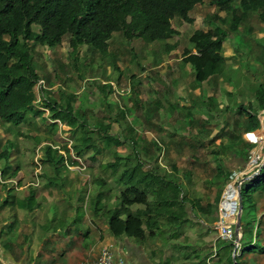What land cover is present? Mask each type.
Returning <instances> with one entry per match:
<instances>
[{"label":"crops","instance_id":"crops-1","mask_svg":"<svg viewBox=\"0 0 264 264\" xmlns=\"http://www.w3.org/2000/svg\"><path fill=\"white\" fill-rule=\"evenodd\" d=\"M169 54L157 62L151 57L147 73L143 70V76L137 77L136 117L130 122L133 139L117 150L125 156L134 146L145 168L176 179L181 185L178 216H170L168 204L149 219V235L141 239L114 236L105 213L89 209L84 181L78 183L85 179L83 174L71 170L40 174L48 166L38 157L41 167L33 183V177L21 180L22 170L10 157L8 165L18 169L6 179L11 198L0 205V215L8 210L0 219V264H88L105 242H112L114 258L121 259V264H264V179L260 175L264 166L242 182L246 186L241 190L235 249L218 237L214 225L217 198L227 174L246 159L241 153L247 143L242 134L249 124L246 112L234 106L242 95L243 103L252 98V86L251 92L237 91L238 77L230 74L228 79L211 74L196 83L191 64ZM224 106L228 109L222 110ZM258 126L251 119V129ZM122 127L126 130L121 134L128 136V126ZM68 151L71 156L64 154L66 159H73L71 147ZM46 175L54 181L46 182ZM29 189L34 190L31 209L16 204Z\"/></svg>","mask_w":264,"mask_h":264},{"label":"trees","instance_id":"trees-1","mask_svg":"<svg viewBox=\"0 0 264 264\" xmlns=\"http://www.w3.org/2000/svg\"><path fill=\"white\" fill-rule=\"evenodd\" d=\"M203 1L0 0V123L19 126L25 122L35 125L33 116L40 117L41 120L45 119V116H42L43 110L37 107L40 104L47 109L50 118L46 126L47 132L53 133L59 128V122L68 126L71 150L84 162L85 158L88 161H95L102 153L98 142L119 147L125 140H132L133 134L128 135L129 130L125 131V135L128 136H123L119 130H112V124L116 122L119 129L128 123L129 118L136 117L133 113L134 91L138 85V78L134 74L128 76L131 82V96L128 100L115 102L114 105L106 100V96L114 91V85L105 79L99 81L97 86L102 93V103L106 113L104 115L98 113L100 117L97 118L94 126L89 124L88 127L86 112L77 113L79 108L74 104L76 96L73 92L61 87L57 97L43 93L45 82L48 83L49 78L46 74L40 75L33 64L34 46L54 47L60 44L63 38H67L71 54L75 58L83 45L91 52L106 56L113 33L116 32L125 42L139 38L149 44L154 51L152 60L156 61L163 59L175 48V43L170 40L172 35L177 33L172 25V19L179 17L188 22L192 21L189 15L191 9ZM208 1L214 4L218 11L229 12L226 16H219L216 21L208 19L210 26L207 29H194L188 38L189 46L182 50L181 58L191 64L196 83H200L211 74L228 79L229 64L223 52V42L229 32L236 30L247 15L255 14L264 22V0H237L240 12L236 17L231 14L234 7L233 0ZM239 37L236 38L237 42L233 47L242 51L244 56L251 55L260 59L264 70V43L256 41L257 44L252 45L248 39ZM191 48H194V52H191ZM157 50H160V54ZM254 50L260 54H253ZM112 64L114 69L119 68L115 59L112 60ZM139 67L144 69L140 64ZM39 79L45 82L44 86L38 88L40 98L37 103L34 85ZM118 79L117 76L116 80ZM263 84L261 81L254 84L252 99H248L246 104L239 101L234 106L239 112L241 110L246 112L245 123L249 124L247 130L251 129V119L256 125L259 123L256 112L264 107ZM235 86L237 91L242 88L238 82H235ZM248 89L251 90V86ZM139 102L138 99L137 105ZM227 109L228 106H224L222 110ZM90 113L93 112L89 111ZM127 126L132 129L130 124ZM123 129L126 130L125 127ZM93 131L97 133L95 136L92 135ZM47 138L52 139L50 136ZM0 146H2L0 160H3V164H0V176H4L6 180L8 176L15 175L18 166L11 168L8 165L12 141L5 139L2 145L0 142ZM249 146L247 142L244 150L241 151L245 156ZM41 149L42 154L36 157L48 167L43 168L40 174L47 171L59 174L63 170H69L67 164H77V160L68 157L66 159L60 151L69 150L67 142L61 143L60 147L54 143H46ZM130 151L131 153L123 156L115 149L111 151L110 160L97 162L98 174L90 171L89 184L95 188L88 195L89 209L94 214L105 213L108 230L112 235H129L141 239L152 233L149 230V219L165 211L166 205L169 204L171 207L170 216L175 218L178 216L176 203L179 201L181 185L175 178H166L165 175H160L151 168H145L144 162L136 157L134 146ZM76 172L80 173V170L77 169ZM260 175L264 179V169ZM108 178L114 185L108 183ZM46 179L49 183L55 178L46 175ZM87 182L88 180H84L82 187L86 190ZM2 183L5 192L0 199V205L5 206L11 198L12 188L6 185V181ZM148 194L151 195V199L148 198ZM33 197L34 190L29 189L23 198L16 199V204L31 209ZM133 205L135 207L132 208Z\"/></svg>","mask_w":264,"mask_h":264},{"label":"rangeland","instance_id":"rangeland-1","mask_svg":"<svg viewBox=\"0 0 264 264\" xmlns=\"http://www.w3.org/2000/svg\"><path fill=\"white\" fill-rule=\"evenodd\" d=\"M233 5L234 7L231 10V14L236 17L240 12L237 0H233ZM228 12L229 11H218L214 4L209 3L208 0H204L191 9L189 15L192 17V21L188 22L179 17L173 18L171 22L177 30V33L172 35L170 40H175L176 47L170 51L167 57H181L182 50L186 46H189L188 38L194 29H207L210 26L207 22L208 19L216 21L219 16H226ZM224 26L226 27V25ZM237 37L248 39L252 42V45L257 44L256 41L264 43V22L260 21L255 14L247 15L242 19L241 24L236 30L229 32L226 40L223 42V52L227 57L226 61L229 62L228 74H234L235 78L238 77L239 79L237 78V81L239 85L248 92H251V90L248 89L250 86L253 87L254 84L259 81L264 83L262 61L251 55L244 56L242 55V51L236 50L233 44L237 42ZM152 49L153 48L149 44L143 42L139 38H133L125 42L122 40L121 35L115 32L113 33L112 41L106 56H101L98 52H91L83 45L79 48V53L75 58L71 54V48L68 45L67 38H63L61 43L54 47L35 45L32 55L33 64L38 73L40 75L46 74L49 78L48 83L43 81L42 86H44L45 82L43 93L57 97L58 90L61 87L73 92L76 96L74 104L79 108L77 113L83 112L85 114L86 112L85 118L89 127V124L94 126L97 118L100 117L98 113L103 115L106 113L104 109L105 106L102 103V93L97 86L99 81L105 79L109 82L111 81L114 85V91L106 96V100L114 103L122 99L128 100L131 96V82L128 76L130 74H134L136 78L143 76L141 75L143 70L150 66L148 63L149 59L154 55ZM159 51L160 50H157V52ZM191 52H194V48H191ZM158 54H160V52ZM253 54H260V52L258 53V51L254 50ZM112 57L115 59L119 67L118 69L113 68ZM180 59L182 60V58ZM153 62H157V60ZM139 64L144 67L143 70L139 67ZM146 73L147 70H145V74ZM117 76L119 77L118 80H116ZM117 81L119 82L116 83ZM38 88V84H35V102L37 103H39L40 98ZM250 94L251 93H249L248 96H250ZM242 97L243 95L238 101L245 102V97ZM37 107L43 110L42 116H45V119L41 120L40 117L33 116L32 119L35 125L25 122L19 126H13L9 123H0L1 145L5 139H10L12 141V146L9 151V158L11 157L10 161L12 164H19L20 170H22L19 174L23 173L21 180L27 181L33 177V183L36 182L34 178L41 167V163L36 156L42 154L41 146L43 144L54 143V145L60 147L61 143L67 142V146L69 148L71 147V136L69 137L70 132L68 131V126L63 123H58L59 128L49 134L46 130V126L50 122L47 109L40 104H38ZM89 111L93 113L89 114ZM131 121L132 119L130 118L128 123L124 125H129ZM112 125L113 127L117 126L115 130H119L120 134L121 131L125 130L123 127H119L118 129V125L115 122ZM127 130H129L128 135H131L132 129L128 127ZM96 134L95 131L92 132L93 136ZM47 136H50L52 139L47 138ZM98 146L102 150V153L96 157L95 161H88L87 158H85L86 163L83 160L81 161L84 168H87L86 170L84 168L81 169L80 173L83 174L84 180H88L86 186L88 195L89 192H92L95 188L92 184H89L90 171L98 174L97 162L110 160L112 156L111 151L119 148L115 147L113 144L103 145L101 142H98ZM1 147L2 146H0V150ZM119 150L124 151L122 148ZM63 154L71 156L70 151L63 152ZM1 163L3 164V160H0V164ZM77 165L80 164H73L72 168L69 167V170L76 171L77 169L75 168H77ZM107 173L106 171V174ZM80 180L81 181L78 183L84 181L83 179ZM2 181H6L4 180V176H2ZM2 181H0V198L4 196L5 192ZM108 183L114 185L109 178ZM82 185L84 186V184ZM245 186V183L241 185L242 192L245 191ZM7 212L8 210L4 209L0 215V219H3Z\"/></svg>","mask_w":264,"mask_h":264},{"label":"built area","instance_id":"built-area-1","mask_svg":"<svg viewBox=\"0 0 264 264\" xmlns=\"http://www.w3.org/2000/svg\"><path fill=\"white\" fill-rule=\"evenodd\" d=\"M38 86L43 85V80L37 81ZM259 126L254 129H248L243 132V138L249 143L248 153L245 161L232 168L222 186L217 198V216L215 229L220 239L229 241L233 244L234 249L237 246L235 239V222L239 211V193L242 182L258 174L264 164V107L256 112ZM77 160V168L81 170L84 166L78 156H72ZM73 165V164H72ZM72 165L67 164L68 168ZM0 181L2 177L0 176ZM122 260H115L112 242L103 243L98 250L96 259L88 264H121Z\"/></svg>","mask_w":264,"mask_h":264},{"label":"water","instance_id":"water-1","mask_svg":"<svg viewBox=\"0 0 264 264\" xmlns=\"http://www.w3.org/2000/svg\"><path fill=\"white\" fill-rule=\"evenodd\" d=\"M263 166H264V164H263ZM241 206H242V194H241V189H240V193H239V211H238L236 222H235V226H234L235 234L237 233L239 225H240V210H241Z\"/></svg>","mask_w":264,"mask_h":264}]
</instances>
